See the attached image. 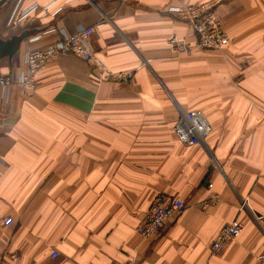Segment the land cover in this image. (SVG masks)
<instances>
[{
    "label": "crops",
    "instance_id": "crops-1",
    "mask_svg": "<svg viewBox=\"0 0 264 264\" xmlns=\"http://www.w3.org/2000/svg\"><path fill=\"white\" fill-rule=\"evenodd\" d=\"M212 1L230 45L173 54L170 37L197 39L168 8ZM33 5L10 29L14 9ZM81 27H95L89 44L110 71L133 78L99 83L89 62L60 55L34 93L0 89V218L14 219L0 231V264H258L264 0H0L3 38L37 30L0 70L16 81L26 48L43 50ZM189 112L210 128L196 144L174 130ZM160 194L186 208L143 240L137 227ZM235 220L240 237L213 255L220 230Z\"/></svg>",
    "mask_w": 264,
    "mask_h": 264
},
{
    "label": "built area",
    "instance_id": "built-area-1",
    "mask_svg": "<svg viewBox=\"0 0 264 264\" xmlns=\"http://www.w3.org/2000/svg\"><path fill=\"white\" fill-rule=\"evenodd\" d=\"M217 2H206L199 5H175L168 8L178 20L186 22L192 28L197 43L191 45L183 39L170 37L167 41L173 54L191 55L193 50H214L222 51L230 45V37L216 11ZM37 6L19 11L18 6L12 12L8 26L17 30L22 23L36 11ZM95 27H81L73 35L61 34L60 38L43 50H31L26 48L24 52V63L26 71L21 73L16 81L0 70V89L9 91L12 87H18L24 94L34 93L38 87V76L50 63L60 55H75L84 59L92 65L93 72L99 83L106 80L129 82L133 78L132 72L114 73L97 57L89 44V38L94 33ZM50 32H55L51 30ZM49 32V33H50ZM39 37H34L33 40ZM179 140L186 144L202 142L209 133V124L202 115L196 112L183 114L174 127ZM242 207H248L247 200L243 201ZM186 208L185 202L178 197H171L166 194L158 195L148 214L146 220L137 227V233L143 240L156 238L162 231L164 225L180 215ZM14 224L11 216L0 218V231ZM244 225L241 221H233L223 226L216 240L211 246L213 255L219 254L229 242L237 240L243 232ZM58 253H52V258H57ZM13 261L19 256L11 255ZM258 264H264V256L257 257ZM126 264H134L129 261Z\"/></svg>",
    "mask_w": 264,
    "mask_h": 264
},
{
    "label": "water",
    "instance_id": "water-1",
    "mask_svg": "<svg viewBox=\"0 0 264 264\" xmlns=\"http://www.w3.org/2000/svg\"><path fill=\"white\" fill-rule=\"evenodd\" d=\"M37 30H25L9 38L0 35V64L4 60L11 62L19 54L22 44Z\"/></svg>",
    "mask_w": 264,
    "mask_h": 264
},
{
    "label": "trees",
    "instance_id": "trees-1",
    "mask_svg": "<svg viewBox=\"0 0 264 264\" xmlns=\"http://www.w3.org/2000/svg\"><path fill=\"white\" fill-rule=\"evenodd\" d=\"M13 36V35H12ZM2 37V36H1Z\"/></svg>",
    "mask_w": 264,
    "mask_h": 264
}]
</instances>
